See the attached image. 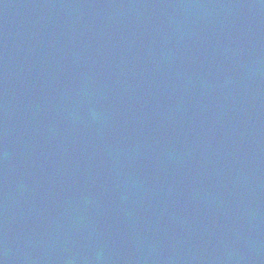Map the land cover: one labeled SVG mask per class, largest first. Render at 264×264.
I'll use <instances>...</instances> for the list:
<instances>
[{"label":"water","instance_id":"obj_1","mask_svg":"<svg viewBox=\"0 0 264 264\" xmlns=\"http://www.w3.org/2000/svg\"><path fill=\"white\" fill-rule=\"evenodd\" d=\"M171 7L178 16H186L195 12L193 0H172ZM168 15H171L168 13ZM143 78H140L134 85L137 88L156 94L162 91L159 80L156 77L149 79V71H135ZM220 73L210 76L212 82L216 81ZM224 104L228 103L230 97L223 91L215 94ZM25 97L28 100L26 108L29 111V121L35 118L37 98L35 97V87H32ZM245 115L251 118L252 113L249 107L242 105ZM184 119V118H183ZM24 125V124H23ZM177 126L183 127L182 124ZM255 137V138H254ZM254 137H235L234 142L225 147L208 149L203 146L204 152L197 160L196 164L186 165L178 160H169L168 154L158 151V153L145 152L144 156L138 150L126 152L122 160V165L130 161L129 173L139 178H144L137 186L128 190V194H115L106 197L105 201L96 203H85L88 217L86 219L77 218L73 223L74 228L84 229L85 234L64 233L59 227V233L65 237L53 240L59 246L63 255V264H148L142 257L143 247L139 242V249L135 251L129 247L141 226L146 225V205L151 200L152 211L157 212L172 211L177 215L178 225L184 231L182 241L191 247L196 254L213 255L215 252L222 251L225 243L228 244L226 236L222 238L219 229H233L239 236L234 217L236 213L235 205L230 201L232 195L225 190L241 191L248 193L243 181L254 182L246 179L247 172L253 167L263 168L260 160L264 156V138L259 135ZM143 157L148 160L143 162ZM222 159L221 167L215 166L216 160ZM230 159H245L237 164L230 163ZM182 161L196 162V154L183 153ZM154 164L157 167L155 171ZM226 172V177L223 174ZM17 177L11 175V184L8 191L14 197L16 206L15 215H28L33 209V197L30 200L26 196H32L34 190L23 187L24 194L16 196ZM163 179V182H162ZM57 187H60L57 184ZM110 202L111 206L107 205ZM117 204L124 206V209ZM238 208V207H237ZM154 220H158L162 215L150 214ZM209 216L214 218L213 222H206ZM4 214L0 211V231L7 236V231L3 228ZM195 238L196 241H192ZM70 241L72 244H70ZM202 246L196 249L195 245ZM194 245V246H193ZM148 246V245H147ZM145 254H149L152 248H145ZM149 249V250H148ZM51 252L44 251L40 256V264H53L50 260ZM119 258V259H118ZM118 259V260H117ZM83 261V262H82Z\"/></svg>","mask_w":264,"mask_h":264}]
</instances>
